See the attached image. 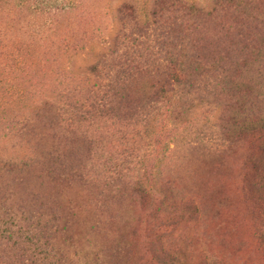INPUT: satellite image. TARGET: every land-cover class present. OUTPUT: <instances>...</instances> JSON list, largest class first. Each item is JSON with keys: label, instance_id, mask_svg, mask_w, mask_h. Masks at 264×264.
Segmentation results:
<instances>
[{"label": "trees", "instance_id": "16d2710c", "mask_svg": "<svg viewBox=\"0 0 264 264\" xmlns=\"http://www.w3.org/2000/svg\"><path fill=\"white\" fill-rule=\"evenodd\" d=\"M89 1L70 11L84 12L86 21ZM113 8L100 42L73 50V59L88 60L77 71L81 81L69 71L66 89L35 94L31 112L9 115L0 107V143L9 138L18 146L0 149V264H106L102 247L70 251L59 241L61 219L45 217L33 186L44 166L67 186L99 188L95 210L103 219L114 217L128 190L145 210L142 236L151 261L184 264L177 228L197 222L203 207L166 178L193 161L217 164L235 150L243 152L240 195L247 210L255 206L250 213L264 256V0H122ZM31 51L26 47L16 64L19 74L30 67L24 59ZM21 99L28 109L31 100L25 93ZM106 129L126 144L150 145L142 156L134 147L122 154L124 163L139 159L141 175H125L117 165L101 170L117 158H105L101 168L94 162L106 153L99 137Z\"/></svg>", "mask_w": 264, "mask_h": 264}, {"label": "rangeland", "instance_id": "374dc122", "mask_svg": "<svg viewBox=\"0 0 264 264\" xmlns=\"http://www.w3.org/2000/svg\"><path fill=\"white\" fill-rule=\"evenodd\" d=\"M78 1L0 0V107L9 108L11 111L6 109L9 115L14 111H34L33 103L37 102L35 94L46 95L49 89H54V92L66 89L68 82L64 78L70 77L68 72L78 75L79 67L88 63L85 55L73 59V50L76 53L82 47L100 42L99 34L103 36L111 28V17L106 16L110 11L109 5L114 9L122 0H90L85 7L89 16L86 21L83 20L86 15L80 16L84 12L70 11ZM22 5L24 9L21 10L18 6ZM67 12L74 15L60 17ZM32 13L38 15L33 20L30 18ZM26 47L32 50L30 57L24 59L25 66L30 67L25 70L21 64L25 72L19 74L16 64L24 57ZM79 80L82 78L79 77ZM24 93L31 100L29 104L28 100L25 103L29 110L27 107L22 109L20 101ZM102 133L99 137L106 153L104 158L99 156L94 161L99 168L105 164V158H117L118 162L111 161L101 170L117 165L122 166L125 175H130L131 170L137 176L141 175L137 163L139 159L128 156V163H124L122 154L125 151L128 155L129 149L134 147L141 150L142 156L146 150H151L150 145L143 148L142 142L126 144L114 129L102 130ZM49 136L52 138L54 134ZM3 141L0 149H5L7 153L12 152V148L18 149L14 140L5 138ZM60 141L62 147L68 143L63 138ZM51 145L56 147V143ZM69 153L66 149L63 155L68 156ZM242 155L241 150H235L234 154L217 164L209 159L193 161L167 176L166 179L174 178L181 196L199 201L203 207V214L197 222L192 225L185 223L177 228L181 237L176 243L178 248H182L184 264H264L256 239L258 223L250 213L255 206L247 210L240 195ZM207 162L212 165L208 166ZM59 174L51 173L44 166L33 174V186L43 202L37 200L36 207L42 203L45 217L47 213H55L57 219H61V243H65L70 251L82 249L88 244L95 252L102 247L106 264H135L134 252L135 257L140 254L139 264H155L146 252L142 236L145 210L136 197L125 190L117 199L118 205H114V217L103 219L95 210V205L100 204L95 199L99 188L89 192L78 184L67 186ZM53 224L56 225V222L53 221Z\"/></svg>", "mask_w": 264, "mask_h": 264}]
</instances>
